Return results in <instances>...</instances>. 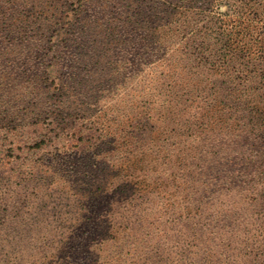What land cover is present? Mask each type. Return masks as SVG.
<instances>
[{
  "label": "rangeland",
  "instance_id": "rangeland-1",
  "mask_svg": "<svg viewBox=\"0 0 264 264\" xmlns=\"http://www.w3.org/2000/svg\"><path fill=\"white\" fill-rule=\"evenodd\" d=\"M248 1L0 0V264H264Z\"/></svg>",
  "mask_w": 264,
  "mask_h": 264
},
{
  "label": "trees",
  "instance_id": "trees-1",
  "mask_svg": "<svg viewBox=\"0 0 264 264\" xmlns=\"http://www.w3.org/2000/svg\"><path fill=\"white\" fill-rule=\"evenodd\" d=\"M237 2V1H236ZM234 2V3H236ZM249 1L248 3H244V7H248L247 11H236V15L238 16V25H237V31H235L234 33L232 32V30L229 28V31L226 30H222L219 33V36H221V39H225V42H231V39L233 36H237L240 37L239 42L242 39H248L247 43H250V40H256L258 41V38H260L261 36H264V11H248L251 9L252 5H249ZM229 4V3H228ZM2 31H6L8 33H10L11 35H13V40H15V53L17 54L14 57V60H9V67L8 69L5 68L3 71H0V82H2V79L4 81L7 80V82H12V81H24V78L26 76V69L24 66V62H29V59H33L32 54H34V52L32 53V50L29 49V47L27 49H24L22 47V45H20V41H22V39L18 36L17 37V33H14L15 31L12 29H6L3 30L2 29V25H0V32ZM26 35V34H25ZM3 44V42H2ZM225 47H228L226 44H224ZM239 45L237 44V48H233L232 50H229L230 53L232 55L235 56H245L248 51H249V46L245 47V45H242L241 47H238ZM48 52H52L54 53L55 51H53L52 49H49ZM263 56H261V59L264 60V49H263ZM9 55H13V54H9ZM38 58V57H37ZM25 69V71H23V69ZM20 71V73H19ZM20 74H23L22 76ZM29 80H26V83H28ZM4 85V84H3ZM32 86V83L29 82L28 83V87ZM3 91V89H0V92ZM36 89L33 91L34 97L36 96ZM29 96H31L29 93L26 94V99L29 98ZM245 98H243V95L240 97V101H243Z\"/></svg>",
  "mask_w": 264,
  "mask_h": 264
}]
</instances>
